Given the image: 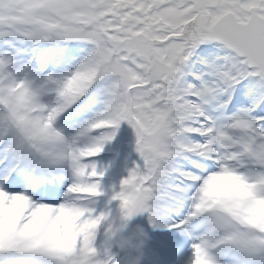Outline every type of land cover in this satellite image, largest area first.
Here are the masks:
<instances>
[{
	"label": "snow or ice",
	"instance_id": "obj_1",
	"mask_svg": "<svg viewBox=\"0 0 264 264\" xmlns=\"http://www.w3.org/2000/svg\"><path fill=\"white\" fill-rule=\"evenodd\" d=\"M264 264V0H0V264Z\"/></svg>",
	"mask_w": 264,
	"mask_h": 264
},
{
	"label": "clouds",
	"instance_id": "obj_2",
	"mask_svg": "<svg viewBox=\"0 0 264 264\" xmlns=\"http://www.w3.org/2000/svg\"><path fill=\"white\" fill-rule=\"evenodd\" d=\"M150 240L151 236L143 225L128 223L124 229L114 231L107 243L119 254L117 264H152Z\"/></svg>",
	"mask_w": 264,
	"mask_h": 264
},
{
	"label": "rangeland",
	"instance_id": "obj_3",
	"mask_svg": "<svg viewBox=\"0 0 264 264\" xmlns=\"http://www.w3.org/2000/svg\"><path fill=\"white\" fill-rule=\"evenodd\" d=\"M138 221H139L138 218H133V220L130 221L129 223H130V225H132V224H137ZM156 249H158V250L160 251L159 246L156 247ZM162 259H165V260H166V259H167V256H165V257L162 258Z\"/></svg>",
	"mask_w": 264,
	"mask_h": 264
},
{
	"label": "trees",
	"instance_id": "obj_4",
	"mask_svg": "<svg viewBox=\"0 0 264 264\" xmlns=\"http://www.w3.org/2000/svg\"><path fill=\"white\" fill-rule=\"evenodd\" d=\"M152 232H154V233H156V232H161L162 233V231H159V230H157V231H152ZM149 233H151L150 231H149ZM165 239V237H163V238H161V239H155V243L157 244V245H160V241H162V240H164ZM152 252V251H151Z\"/></svg>",
	"mask_w": 264,
	"mask_h": 264
}]
</instances>
